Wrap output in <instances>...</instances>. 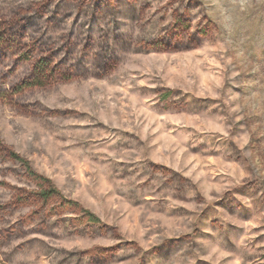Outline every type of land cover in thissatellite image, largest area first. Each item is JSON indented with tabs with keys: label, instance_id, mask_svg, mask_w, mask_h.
<instances>
[{
	"label": "rangeland",
	"instance_id": "rangeland-1",
	"mask_svg": "<svg viewBox=\"0 0 264 264\" xmlns=\"http://www.w3.org/2000/svg\"><path fill=\"white\" fill-rule=\"evenodd\" d=\"M0 264H264V0H0Z\"/></svg>",
	"mask_w": 264,
	"mask_h": 264
},
{
	"label": "trees",
	"instance_id": "trees-1",
	"mask_svg": "<svg viewBox=\"0 0 264 264\" xmlns=\"http://www.w3.org/2000/svg\"><path fill=\"white\" fill-rule=\"evenodd\" d=\"M39 70L40 71H38L39 72L38 74L41 75L40 72H42L43 69L42 68H39ZM10 158H11V160H13L15 162L20 163L23 166V168L25 169L26 173L29 176L35 177V178H39V179L43 180L48 185V191L43 193L45 196L52 195V194H57V195L60 196L59 191L52 184V182L49 179H47V178H44V177H41V176L37 175V173L32 169V167H31V165H30V163H29V161L27 159L21 157L15 151H11ZM69 203L72 204V205H74V206H77V203H73V202H69ZM82 212H83V214L87 217V219L90 222L100 223L99 218L95 214H93L92 212L87 211V210H83Z\"/></svg>",
	"mask_w": 264,
	"mask_h": 264
}]
</instances>
